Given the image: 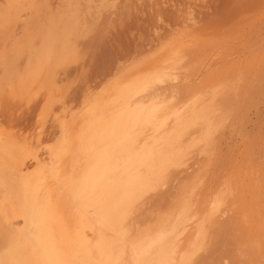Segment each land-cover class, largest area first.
I'll return each mask as SVG.
<instances>
[{
    "label": "bare ground",
    "instance_id": "bare-ground-1",
    "mask_svg": "<svg viewBox=\"0 0 264 264\" xmlns=\"http://www.w3.org/2000/svg\"><path fill=\"white\" fill-rule=\"evenodd\" d=\"M82 2L88 11L99 13L95 0H4L0 6V93L22 98L23 106L38 98L45 102L36 125L15 132L3 145L4 155L27 173L40 259L46 264H178L183 254L182 264H194L209 251L210 242L201 236L191 257L185 256V249L178 250L180 236L163 234V216L169 212L163 207L167 199H176L177 170L186 173V188L197 190L207 177L213 154L207 143L230 116L222 99L231 80L213 90L203 88L189 105H177L187 84L178 80L184 49L178 37L159 48L165 51L162 67L122 75L103 93H90L80 107L67 103L57 72L78 59L77 39L86 30ZM198 33L195 29L177 36L183 41ZM199 74L194 75L196 83L185 88L187 93L195 90ZM56 102H61L57 109ZM50 119L61 128L57 139L45 137ZM67 155L70 168L65 165ZM167 187L170 192L156 202ZM8 206L0 197V214L11 227L6 231L13 234ZM213 214L208 224L212 236L227 225L229 211ZM7 241L3 236L0 246Z\"/></svg>",
    "mask_w": 264,
    "mask_h": 264
},
{
    "label": "rangeland",
    "instance_id": "rangeland-1",
    "mask_svg": "<svg viewBox=\"0 0 264 264\" xmlns=\"http://www.w3.org/2000/svg\"><path fill=\"white\" fill-rule=\"evenodd\" d=\"M95 1L99 4L97 14L88 11L83 2L79 3L86 30L77 39L78 59L58 68V77L63 80V99L80 107L88 96L103 93L122 75L134 76L149 73L153 66L162 67L160 61H164L162 54L165 51L159 48L167 40L179 37L184 49L177 71L180 74L178 80H187V84L181 88L182 96L177 105H186L187 101L189 105L195 94L204 93L203 88L213 90L222 82L231 80L222 99L230 116L210 135L207 147L213 149L211 163L205 169L207 177L197 190L186 188L184 185L190 181H187L186 173L177 170L180 182L176 199L173 203L167 199L163 207L169 208L163 216V234L180 236L178 250L185 249L187 257H191L201 244V236L205 235L210 249L194 264H264V0ZM3 2L0 0V6L4 5ZM195 29L199 33L188 40L181 41L182 37L177 36L192 34ZM21 60L23 63L24 58ZM210 69L217 70V73L214 70L209 73ZM197 74L199 79L195 90L187 93L185 88L196 83L194 77ZM231 75L234 79H228ZM190 78L192 81L188 82ZM218 79L221 83L216 81ZM170 82L168 80L163 85ZM0 94H3L0 95V130H3L0 131V151H3V145L13 138L15 132H26L36 125L45 102L41 103L38 98L30 106H23L22 98L5 92ZM60 104L56 102L54 107L57 109ZM1 135L5 136L2 138ZM60 135V126L50 119L45 137L57 139ZM2 151L0 197L12 210L14 230L13 234L6 231L11 227L0 214V241L3 236L8 238L0 246V264H46L40 259L39 227L31 210L27 173ZM64 160L70 168V156ZM170 189L167 187L159 192L155 201ZM219 209L229 211L227 225L217 229L212 236L208 224ZM4 231L7 234L4 235ZM195 241L199 244H192ZM182 257L183 254L178 264L185 261L186 257Z\"/></svg>",
    "mask_w": 264,
    "mask_h": 264
}]
</instances>
